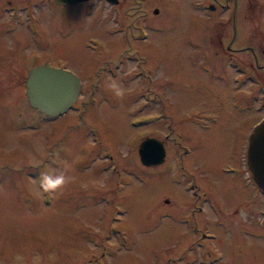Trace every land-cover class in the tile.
Masks as SVG:
<instances>
[{"label":"rangeland","instance_id":"rangeland-1","mask_svg":"<svg viewBox=\"0 0 264 264\" xmlns=\"http://www.w3.org/2000/svg\"><path fill=\"white\" fill-rule=\"evenodd\" d=\"M55 1L10 0L4 10L0 0V264H264L262 218L233 206L227 187L238 178L220 170L242 164L245 138L264 116L247 99L256 84L245 71L206 53L226 15L205 11L204 0H124L104 11ZM142 12L149 19L136 28ZM141 32L146 39L135 38ZM136 52L138 62L125 59ZM38 64L83 79L74 107L55 119L26 94ZM148 136L165 144L159 164L141 162ZM66 166L74 182L44 193L40 174ZM193 180L197 198L217 209L187 212Z\"/></svg>","mask_w":264,"mask_h":264},{"label":"flooded vegetation","instance_id":"flooded-vegetation-1","mask_svg":"<svg viewBox=\"0 0 264 264\" xmlns=\"http://www.w3.org/2000/svg\"><path fill=\"white\" fill-rule=\"evenodd\" d=\"M87 1L93 2L100 11H104L107 7L121 9V6L124 4V0H83L76 2L71 6H75L76 4ZM11 3L12 2L8 0L7 4H4L3 9H13L14 5ZM202 3L203 4L201 5V7L203 6L205 11H207L209 8H213V11H216L218 14L221 13V15H226L227 17L226 19L221 20L217 25V35H209L206 37L205 42L211 47V51H206V53L210 54V56H213L214 59L219 62L222 60L223 64L228 63L233 69H243L245 71L247 84L249 82L256 84L253 88L254 91L252 92H250V89L247 88V99L252 97V99L257 100V109L262 110L264 107V0H204ZM58 4L62 5L61 3ZM153 9L157 10L155 11V13H158V8L154 7ZM139 17L144 19L143 21H147L149 19L148 13H140V15L137 17L138 23L135 26L136 28H138V26L140 25L139 23L142 22L139 20ZM135 38L139 39V35H135ZM95 39L96 38H94L93 36L87 37V39L83 43L84 47L87 48L90 45L91 41ZM139 57L140 55L138 54V52L127 53L125 59L136 60L139 59ZM245 58H249L250 60H246ZM122 62L123 58H119V60L116 61L115 64L117 63L116 65L120 66ZM75 73L78 74L77 72ZM112 74L114 75L113 72ZM80 78L83 84V79L81 76ZM26 80L27 78L24 80L25 83ZM94 86L99 87L100 82L94 83ZM246 105L247 104L240 105L239 100L236 99L233 100L232 103V107L235 109L241 107L247 110ZM251 133L252 130L250 131L248 136H246L245 142L243 141L244 154L241 158L242 164L239 166L227 163L222 165L220 167V170L222 171V173L233 175V177L238 178V180L232 179L235 182L236 189L230 187L233 184L231 181H229V185L227 187L229 190L235 192L236 194L233 206L240 205V207H243L244 209L243 212L247 214H251L252 212L256 213L258 216H260V218H262L259 223L264 226V191L254 181L247 158L249 136ZM169 134L170 133L168 132L166 136H169ZM187 191H190L192 193V197L195 198V204L187 208L188 213L195 214L196 212H199L203 214L210 207L213 209L218 208L217 203L213 199H208L207 197V199H201L202 197L197 198L199 190L195 181L190 184V188ZM251 192H254L257 195L255 196L254 201L251 199ZM204 195L201 194V196ZM208 234H211V232H203V236H206ZM217 253L218 252H213L210 255V259L212 262H218L221 259H212V257ZM203 258L206 257L204 256Z\"/></svg>","mask_w":264,"mask_h":264},{"label":"water","instance_id":"water-1","mask_svg":"<svg viewBox=\"0 0 264 264\" xmlns=\"http://www.w3.org/2000/svg\"><path fill=\"white\" fill-rule=\"evenodd\" d=\"M59 3H75L82 0H56ZM26 94L31 106L49 115L60 114L77 100L81 89L79 77L63 67L38 65L28 72ZM163 140L144 138L139 146L141 162L155 165L164 161ZM248 163L254 181L264 191V117L254 126L249 136Z\"/></svg>","mask_w":264,"mask_h":264},{"label":"clouds","instance_id":"clouds-1","mask_svg":"<svg viewBox=\"0 0 264 264\" xmlns=\"http://www.w3.org/2000/svg\"><path fill=\"white\" fill-rule=\"evenodd\" d=\"M109 89L113 92L114 96L123 98L125 90L112 83L108 85ZM67 166L63 169H53L51 172H42L39 177V187L44 193L59 194L68 184L74 182L75 177L68 175Z\"/></svg>","mask_w":264,"mask_h":264},{"label":"bare ground","instance_id":"bare-ground-1","mask_svg":"<svg viewBox=\"0 0 264 264\" xmlns=\"http://www.w3.org/2000/svg\"><path fill=\"white\" fill-rule=\"evenodd\" d=\"M118 74V73H117ZM59 118V117H58ZM57 119V118H56ZM50 203H52V201L50 202Z\"/></svg>","mask_w":264,"mask_h":264}]
</instances>
